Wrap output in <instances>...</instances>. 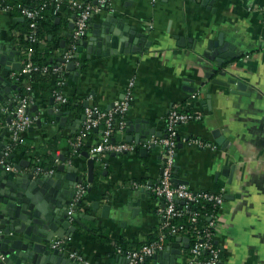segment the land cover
Here are the masks:
<instances>
[{
	"label": "crops",
	"instance_id": "crops-1",
	"mask_svg": "<svg viewBox=\"0 0 264 264\" xmlns=\"http://www.w3.org/2000/svg\"><path fill=\"white\" fill-rule=\"evenodd\" d=\"M202 2L114 0L110 7L94 15L93 23L112 13L136 25L152 45L142 52L90 59L84 50L78 58L85 68L80 70L76 63L78 76L67 69L69 79L63 92L60 91L66 97L82 95L84 103L88 101L107 109L124 98L129 82L134 80V99L126 122L132 121L139 126L141 120L145 127L164 132L163 136L154 134L138 142L127 141L137 146L133 152L107 153L104 156L106 164L101 163L104 173L95 186L87 181L88 160L82 154L89 148L81 145L80 152L69 153L63 141L83 126L84 112L65 111L68 112L67 121L62 125L48 113L49 108L56 107L50 103L48 108L38 105V114L34 116L42 118V126L23 134L22 143L30 151L16 149L11 152L16 154L15 162L32 161L43 172L46 168L49 172H57L58 165L67 164L66 171H77L88 183L85 206L75 215L83 225L72 221L77 229L68 239L67 254L70 250L78 251L92 264H126L125 257L117 252L120 241L131 246L147 241L151 235H162L165 202L153 197L152 188L161 179L164 149L152 140L166 135V117L173 106H179L203 115L202 121L178 126L174 171L178 178L188 181L190 189L221 194L224 198L214 226V239L223 256L219 264H264V0H216L209 6ZM1 27L16 50H20L14 38L20 34L19 26L0 1ZM220 34L225 41L234 44L239 56L227 62L228 74L221 76L217 71L208 78L215 64L203 56L204 48L209 40L217 39ZM60 53L57 50L54 57H61ZM16 56L20 61V56ZM214 78H237L246 84L250 94L232 93L235 84L222 86L214 83ZM12 79L13 83H18L13 76ZM187 87H194L195 91L190 92ZM3 113L0 141L7 144L10 134L6 118L10 111ZM126 128L117 135V141H126L129 134ZM216 129L225 137L224 145L214 138ZM44 130L49 136H42ZM102 130L103 127H99L95 132L99 131L100 136ZM132 130L131 134L138 133L136 127ZM3 131H6L5 136H2ZM54 135L60 138L55 147L52 145ZM190 138L212 142L217 147L190 145ZM88 140L92 138L84 143ZM144 148L148 149L147 153L141 151ZM44 153L56 155L55 168L48 164L42 167L39 157ZM90 187L92 190L88 192ZM141 188L146 191L144 198H141ZM95 201L100 202L96 210L92 206ZM103 205L110 206L107 216H103ZM88 208L93 211L82 210ZM179 237L183 239L178 242L182 249L178 262L187 264L190 239L186 234L176 235L171 242L165 241V248ZM142 264L155 263L148 259Z\"/></svg>",
	"mask_w": 264,
	"mask_h": 264
},
{
	"label": "water",
	"instance_id": "water-1",
	"mask_svg": "<svg viewBox=\"0 0 264 264\" xmlns=\"http://www.w3.org/2000/svg\"><path fill=\"white\" fill-rule=\"evenodd\" d=\"M216 0H203L206 6L212 5ZM76 14H73L74 18ZM94 17V16H93ZM93 17L90 19V27L84 37L77 44V51L74 59L84 50L87 58L93 56L109 57L120 53L142 52L152 45L143 31L137 29L136 25L129 24L126 20L116 17L114 14L103 15L99 22L93 23ZM71 30L74 29V21L69 24ZM72 37V33L70 34ZM184 40V37H181ZM65 41L62 42V47ZM194 48L196 47L195 45ZM16 55H21L20 50H16L12 40L7 38L4 29L0 28V122L4 119L2 105L7 104L10 110H13L18 104L21 93L14 94L15 90L20 91L18 83L12 82L11 74L19 72L22 67V61L17 60ZM203 56L214 63L213 70L207 74L212 77L217 71L221 76L228 74L230 59L237 58L235 46L229 41H225L224 36L220 34L217 39L209 40L204 48ZM58 63L65 62L63 56L57 58ZM67 69L78 76L76 71V62L67 63ZM222 86L235 88L231 89L232 93L247 94V86L237 78L221 80L214 78L212 80ZM194 92V87L186 88ZM123 98V97H122ZM55 96L51 97V105H55ZM85 101L84 106H88ZM114 103L111 104L110 109ZM39 106L34 104L28 109L31 116L38 114ZM35 113V114H33ZM48 113L56 117L60 124L65 125L68 112L56 111L54 107L48 109ZM12 115L8 114L6 121L10 122ZM83 115L81 120H85ZM42 118L36 119V125L31 126L29 130L42 126ZM139 126L132 121L127 122L126 141H140L148 138L149 135L163 136L164 132H156L154 127H145L139 121ZM75 126V124H74ZM72 126V127H74ZM136 127L137 134H131L132 128ZM3 131L2 136H5ZM213 136L218 144L224 145L225 137L220 129L213 131ZM115 141V138L113 139ZM93 145L92 140L86 142L87 148ZM154 146V145H153ZM180 146V144H179ZM7 144L0 141V264H83L82 262L71 258L66 251L58 248H52L53 240L62 239L67 241L72 238L76 232V225L71 221L69 216V207L75 197L77 185L83 180L80 174L75 170H67V164L58 165L57 172H45L39 170L32 161L21 159L15 162V153L6 154ZM147 153L148 149L141 150ZM82 154L88 160V177L87 181L93 183L95 180V160L90 157L88 150L82 151ZM65 161V158H62ZM70 165V164H69ZM234 167H232L233 172ZM231 172V175H232ZM162 175V171H161ZM233 177V175L231 176ZM232 181V180H230ZM173 182L177 184H187L188 181L178 178L177 171H174ZM92 187L88 192H91ZM141 198L146 196V191L141 188ZM148 194V193H147ZM82 202V201H81ZM141 200H138L140 205ZM184 204V200H177ZM100 202H93V208L96 210ZM103 216H107L110 206L103 205ZM77 223L83 225L78 219ZM183 238L179 237L176 242L168 245L164 250L153 254L152 259L155 264H181L178 259L182 255L180 242ZM189 247V244L188 246ZM145 263V262H144Z\"/></svg>",
	"mask_w": 264,
	"mask_h": 264
},
{
	"label": "built area",
	"instance_id": "built-area-1",
	"mask_svg": "<svg viewBox=\"0 0 264 264\" xmlns=\"http://www.w3.org/2000/svg\"><path fill=\"white\" fill-rule=\"evenodd\" d=\"M59 0L55 12L63 8L65 2ZM114 0H95L94 2H84L83 0H69L68 6L74 10L76 16L72 19L74 21V29L72 30L73 44L71 47L61 52V56L65 59L61 65L55 67L54 72H60L67 69V63L74 61V54L77 51V42L86 35L90 27V19L110 7ZM155 1V0H153ZM46 6L45 3L35 6H23L21 9V16L29 21L28 41L30 45L27 48V61L23 64L19 72H13L12 76L18 79L21 74H29L34 71L48 72V66H40L33 64L30 61L33 45L39 41V24L38 20L41 17V12ZM7 10L6 8H4ZM63 80V79H62ZM62 82V81H60ZM135 82L131 80L128 84L127 91L124 98L114 102L113 107L104 109L96 104H89L85 107V116L83 126L73 135L70 140V145L74 152H77L80 146L89 138L90 133L94 129L103 127L99 140H97L89 148L90 157L95 161L106 164L104 156L109 152L123 153L136 150L137 146L127 141H114L113 131L115 128L119 132H124L126 128V119L128 111L134 99L133 88ZM27 92L21 95L18 104L13 110L7 106H2V111H10L12 119L7 123L10 134V142L6 147V154L12 152L15 145H17L23 137V134L33 126L36 122V117L29 115L28 109L35 104V94L31 84L25 85ZM56 101L60 103H67L68 99L61 92H56ZM58 110V107H55ZM203 120V115L200 112L186 111L179 106H173L166 117V135L164 137L154 138L153 144H159L164 149L163 160L164 165L160 182L153 186L152 193L156 194L165 202V209L163 211L164 220L162 223V235L160 239L149 244L141 246L135 250H122L117 247V252L123 255L126 259V264H142L154 253L165 249L166 234L176 236L179 234H186L189 230H193L197 234L198 240L191 248V256L187 257V264H219L221 261L220 249L216 248L212 243V228L215 226V219L204 228L202 231L198 227V211H192V205L205 204L207 202H214L219 205L220 209L224 204V198L221 194L212 193L209 191H194L188 187L187 184H177L173 182L175 158L179 140L178 126L189 122H199ZM149 144V142H147ZM190 145H196L201 148L217 147L212 142H207L199 138H190ZM39 170L41 167L38 166ZM87 192L86 182L82 181L77 185L75 197L69 207V216L71 221H74L76 212L81 210L78 208ZM177 200H184V204L177 202ZM84 208V207H83ZM84 211V209H82ZM186 213L190 214L189 221L174 222L175 219L183 217ZM216 217V216H215ZM68 240L56 239L51 243L52 248H58L65 251ZM208 250L209 256L205 259L201 258L202 252ZM69 256L84 264H92L86 260L78 251H69Z\"/></svg>",
	"mask_w": 264,
	"mask_h": 264
},
{
	"label": "trees",
	"instance_id": "trees-1",
	"mask_svg": "<svg viewBox=\"0 0 264 264\" xmlns=\"http://www.w3.org/2000/svg\"><path fill=\"white\" fill-rule=\"evenodd\" d=\"M0 1L2 7L6 8L9 11L11 16L14 18L16 24L19 26L20 34L18 35V37H14V38H16L15 43L18 44V47L21 50L20 59L23 64H25L27 61L26 53L30 43L27 39L28 31H29V21L21 16V9L23 6H35V5L37 6L43 3L46 4V6L41 12V17L38 20L39 41L32 46L33 51L31 53L30 61L33 64H38L40 66H48L49 71L48 72L34 71L29 74H21L18 77L17 81H18V85L20 86L21 95H24L27 92L25 87V82H27V84H31L33 86V92L35 94L34 96L35 103L39 105L41 108H48L50 105L51 97L56 96L57 91L59 92L62 91L63 87L65 86V83L69 79L70 73L66 68L60 72H54L53 69L62 64V63L61 64L58 63L57 60L58 57H54V53L57 50L64 52L68 50L73 44V39L70 36L72 30L69 28V24L71 18H73L72 15L75 14V12L68 6L67 2L69 0L63 1L65 2L63 8L58 12H55V10L57 8L59 0H0ZM83 1L94 2L95 0H83ZM63 40L65 41L64 47H62ZM43 43H45L46 45H43ZM74 60L77 63V68H79L80 70H83L85 68V64L81 63L79 58ZM60 81H64V82L62 83ZM67 99H68L67 103H60L58 101L55 102V106L58 107L59 111H73L75 109L79 113L85 112L84 97H82V95L76 94L74 96L67 97ZM119 133L120 132L115 128V130L113 131V138H115V141H117V135ZM30 134H33V132H31ZM73 135L67 136V138L63 140L66 141L67 143V150L69 151V153H72L73 151V148L70 145V140L73 137ZM42 136L44 137L49 136V132L45 130L44 132L42 131ZM89 137L92 138L93 143H95L100 138L99 131L95 132L94 129L92 133H90ZM59 139L60 138H58L56 135H54V137L52 138V145H54V147L56 146V143L58 142ZM22 142L23 139L17 145L14 146L12 151H15L16 149L30 151L29 148H26L27 147L26 144ZM8 143H11L10 138L8 139ZM85 147H86V143H83L82 148ZM80 151L81 150L79 149L78 152ZM39 158L40 160L42 158V163H41L42 167H44L46 164H48L53 168L56 167L55 166L57 159L56 155L48 156L47 154L44 153ZM102 173H104V170L102 168L101 163L98 162V164L96 163L95 180L93 182V185L96 186L97 184L96 182L98 181ZM87 184L88 183L86 182V185ZM153 197L156 198L158 196L153 193ZM84 199L85 196L82 199V202H80L78 205L79 209L85 206ZM191 210L199 212L198 227L202 231L211 223L213 219H215V216L218 214V212L221 209L219 205L215 204L214 202H207L205 204L192 205ZM84 211L86 213H90L93 210L92 208H88ZM189 219H190V214L186 213L183 217L175 219L174 222L176 223L179 221L182 222L189 221ZM76 221L77 220L75 218L74 222ZM211 230L213 232L211 241L216 248L220 249V256L222 259L223 258L222 249L220 248L219 244L215 242L214 239V228H212ZM186 235L190 239L189 247L186 250V255L187 257H189L191 256V248L198 240V238H197V234L190 228L186 233ZM159 239L160 237L158 235H151L147 241L131 246L127 245L126 242L120 241L118 247L122 248V250L125 251L135 250V249H139L141 246L145 244L152 243ZM173 240H175V236L166 234V241L171 242ZM208 256H209V251L205 250L202 252L201 258L205 259Z\"/></svg>",
	"mask_w": 264,
	"mask_h": 264
}]
</instances>
